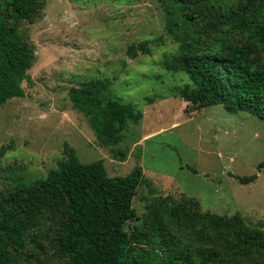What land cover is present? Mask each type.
Returning <instances> with one entry per match:
<instances>
[{"label":"trees","instance_id":"16d2710c","mask_svg":"<svg viewBox=\"0 0 264 264\" xmlns=\"http://www.w3.org/2000/svg\"><path fill=\"white\" fill-rule=\"evenodd\" d=\"M45 0H0V106L25 96L34 45L21 33ZM165 29L178 44L170 66L187 77L179 95L195 109L222 104L264 123V0H159ZM145 43L127 47L130 57ZM99 145L122 161L123 132L142 112L112 95L107 80L68 90ZM4 148L0 147V156ZM64 156L36 179L21 172L0 191V264H264V230L239 212L203 211L194 197L155 195L139 226L132 201L141 167L110 176L102 159ZM264 166V161L257 165ZM242 183L256 175L236 176Z\"/></svg>","mask_w":264,"mask_h":264},{"label":"rangeland","instance_id":"374dc122","mask_svg":"<svg viewBox=\"0 0 264 264\" xmlns=\"http://www.w3.org/2000/svg\"><path fill=\"white\" fill-rule=\"evenodd\" d=\"M159 0H45L41 14L21 22L34 45L25 96L0 106V191L20 172L44 176L64 156L66 142L82 162L102 159L110 176L141 167L144 182L132 201L142 223L155 195L194 197L203 211L239 212L264 230V123L222 104L195 109L179 95L187 77L173 64L178 44L167 34ZM145 43L130 57L127 47ZM107 80L112 95L142 112L123 132L122 161L99 145L88 118L67 92ZM256 175L242 183L236 176ZM46 264H59L52 261Z\"/></svg>","mask_w":264,"mask_h":264}]
</instances>
